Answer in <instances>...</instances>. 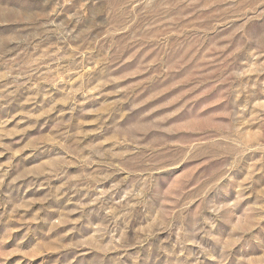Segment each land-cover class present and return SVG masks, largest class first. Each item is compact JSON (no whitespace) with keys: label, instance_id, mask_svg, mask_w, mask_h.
Listing matches in <instances>:
<instances>
[{"label":"rangeland","instance_id":"1","mask_svg":"<svg viewBox=\"0 0 264 264\" xmlns=\"http://www.w3.org/2000/svg\"><path fill=\"white\" fill-rule=\"evenodd\" d=\"M0 264H264V0H0Z\"/></svg>","mask_w":264,"mask_h":264}]
</instances>
